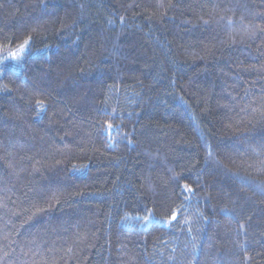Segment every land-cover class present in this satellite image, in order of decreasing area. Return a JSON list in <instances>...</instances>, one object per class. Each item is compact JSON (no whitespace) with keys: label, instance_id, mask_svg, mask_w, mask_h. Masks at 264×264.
Segmentation results:
<instances>
[{"label":"trees","instance_id":"1","mask_svg":"<svg viewBox=\"0 0 264 264\" xmlns=\"http://www.w3.org/2000/svg\"><path fill=\"white\" fill-rule=\"evenodd\" d=\"M261 169L264 0H0V264H264Z\"/></svg>","mask_w":264,"mask_h":264},{"label":"snow or ice","instance_id":"2","mask_svg":"<svg viewBox=\"0 0 264 264\" xmlns=\"http://www.w3.org/2000/svg\"><path fill=\"white\" fill-rule=\"evenodd\" d=\"M30 39H31V37H28V39H26L24 41V44L20 46V48L18 49V51H23L24 47L28 44V42H29ZM14 58H15V54H14ZM38 103L39 104H43V101H38ZM261 170H264V169H261ZM186 187H188V186L186 185ZM175 218H176L175 215H173L172 216V219H175Z\"/></svg>","mask_w":264,"mask_h":264}]
</instances>
